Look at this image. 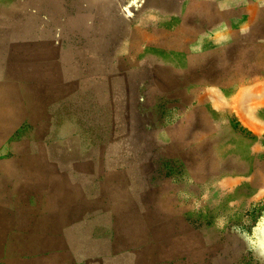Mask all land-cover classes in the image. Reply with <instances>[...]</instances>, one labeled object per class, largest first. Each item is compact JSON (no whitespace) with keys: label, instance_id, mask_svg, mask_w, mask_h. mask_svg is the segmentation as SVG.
Segmentation results:
<instances>
[{"label":"rangeland","instance_id":"rangeland-1","mask_svg":"<svg viewBox=\"0 0 264 264\" xmlns=\"http://www.w3.org/2000/svg\"><path fill=\"white\" fill-rule=\"evenodd\" d=\"M260 16L0 0V264H264Z\"/></svg>","mask_w":264,"mask_h":264},{"label":"bare ground","instance_id":"bare-ground-1","mask_svg":"<svg viewBox=\"0 0 264 264\" xmlns=\"http://www.w3.org/2000/svg\"><path fill=\"white\" fill-rule=\"evenodd\" d=\"M228 1H229V0H228ZM91 2H92V1H91ZM91 2H90V3H91ZM94 2H95V1H94ZM222 2H223V1H222ZM112 4H113V3H112ZM227 4H228V3H227ZM95 5H96V4H95ZM222 5H223V4H222ZM168 6H169V5H168ZM225 7H226V5H225ZM96 16H97V14H96ZM100 18H101V17H100ZM97 20H98V18H97ZM114 20H115V19H114ZM104 21H105V20H104ZM104 21H103V22H104ZM109 21H110V20H109ZM97 23H98V22H97ZM107 25H108V24H107ZM117 26H118V25H117ZM30 28H31V27H30ZM31 29H32V28H31ZM95 29H96V28H95ZM112 30H113V29H112ZM116 30H117V29H116ZM92 32H93V31H92ZM107 35H108V34H107ZM104 37H105V36H104ZM96 38H97V37H96ZM99 38H100V37H99ZM224 38H225V37H224ZM99 40H100V39H99ZM41 42H42V41H41ZM36 44H38V43H36ZM240 49H241V48H240ZM239 51H240V50H239ZM28 57H29V56H28ZM47 57H48V56H47ZM50 57H51V56H50ZM42 58H44V57H42ZM28 59H29V58H28ZM40 60H41V59H40ZM43 61H44V60H43ZM43 61H41V62L43 63ZM36 62H37V61H36ZM49 62H50V60H49ZM37 65H38V64H37ZM43 65H45V63H43ZM49 67L51 68V66H49ZM46 68H47V67H46ZM37 69H38V68H37ZM44 69H45V68H44ZM47 69H48V68H47ZM38 70H39V69H38ZM48 70H49V69H48ZM50 70H51V69H50ZM256 85H257V84H256ZM245 87H246V86H245ZM245 87H244V88H245ZM242 88H243V87H242ZM244 88H243V89H244ZM227 89H228V88H227ZM255 89H256V88H255ZM255 89L252 90L253 93H254ZM240 91H241V90H240ZM240 91H239V92H240ZM261 92H262V91H261ZM263 92H264V90H263ZM240 93H242V92H240ZM250 94H251V93H250ZM250 94H249V95H250ZM257 94H258V93H257ZM259 94H261V93L259 92ZM262 94H264V93H262ZM223 95H224V93H223ZM238 95H239V94H238ZM245 95H246V94H245ZM254 95H255V94H254ZM256 96H257V95H256ZM246 97H247V96H246ZM244 98H245V97H244ZM250 99H251V98H250ZM255 103H256V102H255ZM254 109H255V108H254ZM249 110H250V109H249ZM253 111H254V110H253ZM254 112H255V111H254ZM251 116H252V114H251ZM262 118H263V117H262ZM251 119H252V118H251ZM248 120H249V119H248ZM248 120H247V121H248ZM252 120H253V119H252ZM255 120H256V119H255ZM255 120H254V121H255ZM245 123H246V122H245ZM254 123H255V122H254ZM248 124H251V123H248ZM256 124H257V123H256ZM251 125H252V124H251ZM255 126H256V125H255Z\"/></svg>","mask_w":264,"mask_h":264},{"label":"crops","instance_id":"crops-1","mask_svg":"<svg viewBox=\"0 0 264 264\" xmlns=\"http://www.w3.org/2000/svg\"><path fill=\"white\" fill-rule=\"evenodd\" d=\"M255 2L257 1V3H259L260 5H263L264 4V0H254ZM260 18H261V20L263 19L264 20V17L262 18L261 16H260Z\"/></svg>","mask_w":264,"mask_h":264}]
</instances>
